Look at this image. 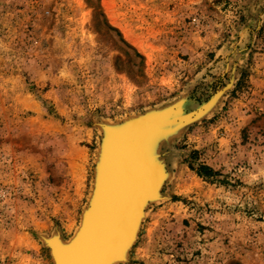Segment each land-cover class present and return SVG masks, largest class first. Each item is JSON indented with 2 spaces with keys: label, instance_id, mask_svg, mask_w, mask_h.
I'll list each match as a JSON object with an SVG mask.
<instances>
[{
  "label": "rangeland",
  "instance_id": "1",
  "mask_svg": "<svg viewBox=\"0 0 264 264\" xmlns=\"http://www.w3.org/2000/svg\"><path fill=\"white\" fill-rule=\"evenodd\" d=\"M127 132L155 185L110 264H264V0H0V264H56Z\"/></svg>",
  "mask_w": 264,
  "mask_h": 264
},
{
  "label": "bare ground",
  "instance_id": "2",
  "mask_svg": "<svg viewBox=\"0 0 264 264\" xmlns=\"http://www.w3.org/2000/svg\"><path fill=\"white\" fill-rule=\"evenodd\" d=\"M214 99H216V98H214ZM214 102H215V100H214ZM178 106L179 105H177V107ZM173 111H175V110H173ZM166 112L169 113L170 111L167 110ZM155 115H154V118H156ZM147 116H149V114ZM151 116H153V115H151ZM174 116H176V115H174ZM160 117H162V116H159V118ZM180 117H182V116H180ZM186 117H188V115ZM141 118L143 121L145 118H149V117H145L144 119H143V117H141ZM141 118H139V119H141ZM156 119H158V118H156ZM160 119H162V118H160ZM130 120H134V118H130ZM151 120H153V119H151ZM170 120H172V119H170ZM142 121L139 120V122H142ZM144 122L147 123L145 120H144ZM144 122H142V123H144ZM124 123H125V121H124ZM131 123L133 124V121H131ZM135 123H136V121H135ZM150 124H153V121ZM106 126H107V124H106ZM133 126H135V125H132V126L130 125V127H133ZM155 126L154 127L151 126V127H153V129H155ZM128 127H126V125H125V128H128ZM109 129H110V127H109ZM123 129H121L122 132L124 130H126V129H124V130ZM129 130H126V131H129ZM136 130H134V132H136ZM118 131H120V130H118ZM170 132H171V130H170ZM111 134H113V133L111 132L110 136H111ZM122 134H125L124 136L122 135L123 138H125L126 135H128L129 133L127 132V133H122ZM128 137L130 139H132L133 136L130 137V134H129ZM128 137H127V139L125 138V141L122 140L123 138L122 139L120 138L121 139L120 140V139H117L118 137L117 138L112 137V138H114V140H110L109 137H107L103 140L102 145H100L101 147H99V148H101L100 149L101 150L100 151V155H101L100 159L101 160H99L100 163H98V166L96 165L97 170H95V173L97 172L98 178H97V182H96V188H94L95 189L94 193H93V195L91 194L92 196H91V199L89 201L90 202V208L87 211L84 210L85 214L83 217V222H81L82 225L80 223L81 227L79 228V231L76 232L77 233L76 236L68 244H66L64 246L63 245L62 246H59V245L55 246L54 245L55 247H53V245L51 244L53 247V249L51 248L53 250V251H51V253H54V255L57 257L56 264H110L113 260H115V258L117 256H120L123 253L126 246L131 242L132 238L134 237L135 227L138 226L136 224H138L137 223V216H138V213L140 211V206L142 205L141 203L144 202L143 197L145 196V198H146V195H144L142 197L141 191H142V189H144V191L147 190V192H148V190H150V192H151V190L154 189L153 185H155V181L153 182L152 181L153 179L151 178L152 179L151 180L150 177H148V174H149L148 173L149 171L147 170V169H149L148 166L146 165V167H143L142 164H139L138 161L136 160V157H135L134 152H133V145L130 143V141L135 140V139L130 140V139H128ZM134 138H136V136ZM126 141H129V142H126ZM100 155L98 154L97 156L99 157ZM157 167H159V166H157ZM156 169H158V168H156ZM150 176H151V174H150ZM159 177H160V175H159ZM162 177L163 176H161V178ZM153 178H155V177L153 176ZM156 186H157V188H159L158 183L156 184ZM156 186H155V188H156ZM144 191H143V194H144ZM150 192H148V196H149ZM152 194H150V195H152ZM155 195H156V193H155ZM152 197H154V195ZM157 197H159V196H157ZM154 199H156V198H154ZM130 216L132 218V222L129 226V229L127 230V232H126V230L124 231V233H123L124 237L118 241V244L115 246L116 249H115V247L111 249V247H109L110 243H111L110 242L111 236L113 234L121 231L122 228L124 230V227H123L124 221L127 219V217H130ZM123 230L121 231V233L123 232ZM57 234L56 235L54 234V235L57 237ZM135 236H136V234H135ZM56 237H53V238L57 239ZM45 239H47V238H45ZM57 244H58V241H57ZM106 248H107V251H106ZM104 249H105V252H104V254L101 255L102 250H104ZM100 256H105V257L102 258ZM121 256L124 258L123 255H121ZM99 257L102 259H99Z\"/></svg>",
  "mask_w": 264,
  "mask_h": 264
},
{
  "label": "water",
  "instance_id": "3",
  "mask_svg": "<svg viewBox=\"0 0 264 264\" xmlns=\"http://www.w3.org/2000/svg\"><path fill=\"white\" fill-rule=\"evenodd\" d=\"M144 191V189H142V191H141V194H142V192ZM131 222H132V218H131V216L130 217H127V219L124 221V225H123V227H124V230H123V228L121 229V231L123 230V232L121 233V231H119V232H117V233H115V234H113L112 236H111V238H110V246L109 247H111V249L112 248H114L117 244H118V241L121 239V238H123L124 237V235H123V233H124V231L126 230V232H127V230L129 229V226H130V224H131ZM115 249H116V247H115ZM106 251H107V248H106ZM115 251V250H114ZM104 252H105V249L104 250H102V253H101V255L102 254H104ZM107 253V252H106ZM109 254V253H108ZM100 257H105V256H100ZM99 257V259H102V258H100ZM56 262H57V257H56Z\"/></svg>",
  "mask_w": 264,
  "mask_h": 264
},
{
  "label": "trees",
  "instance_id": "4",
  "mask_svg": "<svg viewBox=\"0 0 264 264\" xmlns=\"http://www.w3.org/2000/svg\"><path fill=\"white\" fill-rule=\"evenodd\" d=\"M195 171L197 175L212 181L214 177L218 174L217 171L211 169L209 166L204 164H197Z\"/></svg>",
  "mask_w": 264,
  "mask_h": 264
}]
</instances>
